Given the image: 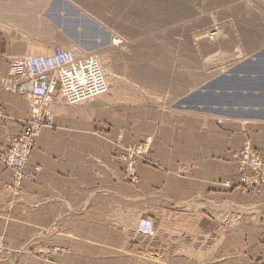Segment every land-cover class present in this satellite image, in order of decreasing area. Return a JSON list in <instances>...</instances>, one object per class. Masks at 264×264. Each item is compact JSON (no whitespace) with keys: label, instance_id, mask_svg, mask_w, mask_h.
I'll use <instances>...</instances> for the list:
<instances>
[{"label":"crops","instance_id":"1","mask_svg":"<svg viewBox=\"0 0 264 264\" xmlns=\"http://www.w3.org/2000/svg\"><path fill=\"white\" fill-rule=\"evenodd\" d=\"M17 55L0 43V77ZM194 96L187 113L58 97L56 128L40 131L31 155L42 168L37 182L15 188L0 163L9 249L0 264H263L264 193L223 183L238 180L233 151L249 141L264 152V49ZM31 110L29 98L0 84V147ZM120 135L126 147L154 140L137 183L114 156ZM141 219L153 221V235L138 233Z\"/></svg>","mask_w":264,"mask_h":264},{"label":"rangeland","instance_id":"2","mask_svg":"<svg viewBox=\"0 0 264 264\" xmlns=\"http://www.w3.org/2000/svg\"><path fill=\"white\" fill-rule=\"evenodd\" d=\"M21 1V12H11L5 10L14 0H0V43L12 44L19 54L9 58V65L13 58L49 57L59 51L93 56L109 84L102 98L110 105L187 113L191 97L194 99L211 80L264 49V0ZM87 25L94 35L81 33ZM25 126L19 135L5 138L0 155L17 144ZM54 128L56 124L49 129ZM40 131L33 139L28 167L23 170L26 175L0 161L10 171L15 188L36 183L42 172L39 165L31 163ZM114 146L124 176L137 183V166L150 158L153 138L126 147L120 135ZM254 151L264 158V152L254 149L249 141L231 153L238 180L225 181L223 186L258 196L253 189L254 172L246 165L241 171L246 154L252 156ZM37 168L34 179L16 177L20 173L31 176L28 174ZM261 185L263 188L264 183ZM54 251L61 249H54L52 255Z\"/></svg>","mask_w":264,"mask_h":264},{"label":"built area","instance_id":"3","mask_svg":"<svg viewBox=\"0 0 264 264\" xmlns=\"http://www.w3.org/2000/svg\"><path fill=\"white\" fill-rule=\"evenodd\" d=\"M0 84L5 91L29 98L32 102L31 117L23 131L25 134L7 153L0 155L3 164L23 174V170L28 167L33 139L41 129L55 126L52 107L58 97L67 105H78L109 91L104 71L95 57H78L68 51H59L49 57L13 58L8 74L0 77ZM245 165L254 172V192L261 195L264 191V187L261 188L264 183V158L255 151L252 156L247 153L241 162L242 172L245 171ZM38 171L37 168L28 174L31 176L20 173L16 177L34 179ZM137 230L140 235L151 236L154 234V223L149 219H141ZM7 251L5 238L0 236V263ZM59 252L54 251L53 254Z\"/></svg>","mask_w":264,"mask_h":264},{"label":"bare ground","instance_id":"4","mask_svg":"<svg viewBox=\"0 0 264 264\" xmlns=\"http://www.w3.org/2000/svg\"><path fill=\"white\" fill-rule=\"evenodd\" d=\"M21 0H14V2H13V4L11 5V6H6V10L5 11H13V12H21V10H20V8H19V6L21 5ZM115 3V2H114ZM117 3V2H116ZM61 7V6H60ZM63 8H64V6H63ZM59 10V9H58ZM60 11V10H59ZM59 16V15H58ZM70 16V15H69ZM56 17V16H55ZM66 20V19H65ZM70 22V21H69ZM79 22V21H78ZM87 22V21H86ZM65 24H66V22H65ZM84 25V24H83ZM89 25V24H88ZM85 26L84 28H83V31L81 32L84 36H91V35H94L93 34V30L89 27V26ZM97 30V29H96ZM71 32V31H70ZM69 33V32H68ZM71 35V34H70ZM115 45L116 44H118V41L116 40L115 42ZM83 51V50H82ZM26 57H31V56H26ZM32 57H44V56H32ZM158 71V70H157ZM161 72V71H160ZM159 74V73H158ZM157 74V75H158ZM154 76V75H153ZM161 76V75H160ZM156 77V76H155ZM162 77V76H161ZM109 85V84H108ZM108 93V92H107ZM106 93V94H107ZM105 95V94H104ZM103 95H101V96H99L98 98H100V97H102ZM98 98H96V99H98ZM62 100V99H61ZM93 100H95V99H93ZM93 100H91V101H93ZM63 101V100H62ZM87 102H89V101H87ZM84 103H86V102H84ZM81 104H83V103H81ZM67 105V104H66ZM79 105V104H78ZM54 106V105H53ZM52 112H53V107H52ZM54 115V114H53Z\"/></svg>","mask_w":264,"mask_h":264}]
</instances>
